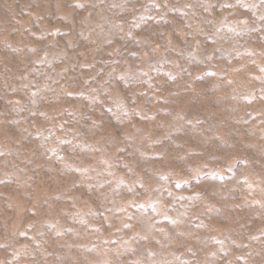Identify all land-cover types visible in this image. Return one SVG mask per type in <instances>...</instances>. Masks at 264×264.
Listing matches in <instances>:
<instances>
[{
    "label": "rangeland",
    "instance_id": "1",
    "mask_svg": "<svg viewBox=\"0 0 264 264\" xmlns=\"http://www.w3.org/2000/svg\"><path fill=\"white\" fill-rule=\"evenodd\" d=\"M0 264H264V0H0Z\"/></svg>",
    "mask_w": 264,
    "mask_h": 264
}]
</instances>
